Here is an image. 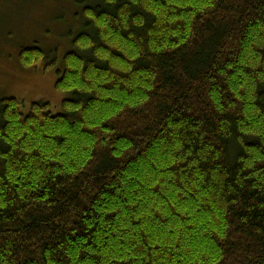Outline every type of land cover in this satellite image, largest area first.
Wrapping results in <instances>:
<instances>
[{
    "label": "trees",
    "instance_id": "obj_1",
    "mask_svg": "<svg viewBox=\"0 0 264 264\" xmlns=\"http://www.w3.org/2000/svg\"><path fill=\"white\" fill-rule=\"evenodd\" d=\"M67 2L62 113L0 96V264H264V0Z\"/></svg>",
    "mask_w": 264,
    "mask_h": 264
},
{
    "label": "rangeland",
    "instance_id": "obj_2",
    "mask_svg": "<svg viewBox=\"0 0 264 264\" xmlns=\"http://www.w3.org/2000/svg\"><path fill=\"white\" fill-rule=\"evenodd\" d=\"M71 9L67 0H0V96L18 99L24 112L34 101H46L53 115L63 111L68 96L56 89L55 70L71 47L67 35L75 27L68 19ZM32 46L48 58L27 68L21 65L19 52ZM53 56L54 65L49 64Z\"/></svg>",
    "mask_w": 264,
    "mask_h": 264
}]
</instances>
